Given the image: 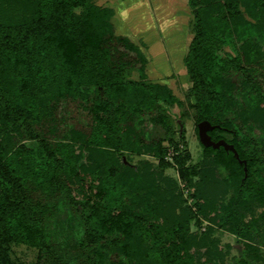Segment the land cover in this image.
Here are the masks:
<instances>
[{
    "label": "trees",
    "instance_id": "16d2710c",
    "mask_svg": "<svg viewBox=\"0 0 264 264\" xmlns=\"http://www.w3.org/2000/svg\"><path fill=\"white\" fill-rule=\"evenodd\" d=\"M188 3L191 86L183 101L147 79L145 43L116 33L113 8L93 0H0V264H16L4 248L11 241L37 247L36 264H224L207 244L198 256L190 234L196 216L175 197L174 179L151 160L140 167L123 160L136 153L164 162L174 134L167 107L184 104L196 122L220 125L209 131L213 139L226 128L247 166L231 150L207 147L231 172L233 192L219 207L204 196L200 208L213 206L218 226L237 236L248 257L258 252L264 0ZM70 104L85 112L86 130L47 136L75 111ZM65 220L71 240L59 248L56 228Z\"/></svg>",
    "mask_w": 264,
    "mask_h": 264
},
{
    "label": "rangeland",
    "instance_id": "374dc122",
    "mask_svg": "<svg viewBox=\"0 0 264 264\" xmlns=\"http://www.w3.org/2000/svg\"><path fill=\"white\" fill-rule=\"evenodd\" d=\"M93 1L97 5L114 9L111 21L116 33L126 35L137 43H145L142 49L149 60L145 69L147 79L166 83L173 93L184 101L191 86L184 56L193 38V15L188 0ZM139 76L137 71L132 74L133 78H139ZM190 106V104H184V106L167 107L173 119L174 134L172 141H165L168 150L164 162L161 163L158 158L150 155L136 153L124 155L123 160L135 167H140L144 160H151L155 168L162 167L164 175L174 179L175 197L178 199V196H181L182 206L190 207L196 216L190 218V234L194 235L199 242V251H201L199 257H202V251L205 255L207 244L220 263L238 264L240 258H248L249 264H264V239L256 243L259 245V250L252 254L254 257L252 255L248 257L237 236L218 226L215 221L217 212L213 206L206 210L203 207L200 208L205 201L204 196L220 202L217 203L218 207L222 201H227L233 192V177L231 172L211 151H207V147L201 142L198 122ZM69 107V111L74 109L73 104ZM74 110L73 113L70 112L72 116L65 114L64 125H58L53 132H46L47 136L63 138L64 132L69 133L72 129L70 127L86 130L85 112L80 108ZM214 136H219L218 139H231V134L226 128L214 133ZM84 153L86 154V151ZM246 175L247 173L244 176ZM190 179L193 180L192 184ZM144 207L143 203L135 202L136 212L143 210ZM254 207L253 215L264 220V215L262 216L264 207L257 205ZM129 208L127 205L126 209L130 210ZM177 212L181 213L180 206L177 207ZM251 216L248 212L246 218L249 219ZM197 219L200 220L199 223L196 222ZM262 223L264 225V221ZM69 229L70 226L66 220L56 228V243L59 248L63 244L66 246L67 241L71 240ZM262 233L264 235V229ZM4 248L16 264L39 262L37 247L11 241L6 242Z\"/></svg>",
    "mask_w": 264,
    "mask_h": 264
},
{
    "label": "water",
    "instance_id": "95a60500",
    "mask_svg": "<svg viewBox=\"0 0 264 264\" xmlns=\"http://www.w3.org/2000/svg\"><path fill=\"white\" fill-rule=\"evenodd\" d=\"M219 125L217 124H212L211 121L204 119L198 122V133H199V138L201 142L206 146V147H213V148H220L223 147L225 150L233 151L235 156L239 158V153L237 149L235 148V145L233 143L228 142L225 139H213L212 136L210 135L209 131L213 130L214 128L218 127ZM240 162H244L245 166L244 169L247 171V166H246V160L240 159Z\"/></svg>",
    "mask_w": 264,
    "mask_h": 264
}]
</instances>
